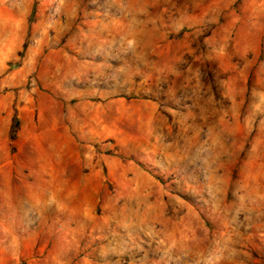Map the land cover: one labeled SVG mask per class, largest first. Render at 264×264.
Returning <instances> with one entry per match:
<instances>
[{
  "label": "rangeland",
  "instance_id": "obj_1",
  "mask_svg": "<svg viewBox=\"0 0 264 264\" xmlns=\"http://www.w3.org/2000/svg\"><path fill=\"white\" fill-rule=\"evenodd\" d=\"M21 262L264 264V0H0Z\"/></svg>",
  "mask_w": 264,
  "mask_h": 264
},
{
  "label": "bare ground",
  "instance_id": "obj_2",
  "mask_svg": "<svg viewBox=\"0 0 264 264\" xmlns=\"http://www.w3.org/2000/svg\"><path fill=\"white\" fill-rule=\"evenodd\" d=\"M31 193H32V198H35V196H38L39 198L45 197L44 192L37 194V191L33 190Z\"/></svg>",
  "mask_w": 264,
  "mask_h": 264
},
{
  "label": "trees",
  "instance_id": "obj_3",
  "mask_svg": "<svg viewBox=\"0 0 264 264\" xmlns=\"http://www.w3.org/2000/svg\"><path fill=\"white\" fill-rule=\"evenodd\" d=\"M20 264H25V262H21Z\"/></svg>",
  "mask_w": 264,
  "mask_h": 264
}]
</instances>
